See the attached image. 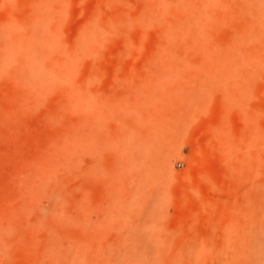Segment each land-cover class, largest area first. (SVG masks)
I'll return each mask as SVG.
<instances>
[{
    "label": "rangeland",
    "instance_id": "374dc122",
    "mask_svg": "<svg viewBox=\"0 0 264 264\" xmlns=\"http://www.w3.org/2000/svg\"><path fill=\"white\" fill-rule=\"evenodd\" d=\"M39 1L0 0V26L28 19ZM189 1L48 0L59 73L36 84L0 67L10 264H32L56 238L100 257L130 244L150 257L159 243L172 264H189L188 250L220 264L250 235L264 181V56L255 40L237 44L248 15L237 0L207 19L206 55L161 56L170 24L202 5ZM235 45L246 59L214 54Z\"/></svg>",
    "mask_w": 264,
    "mask_h": 264
},
{
    "label": "bare ground",
    "instance_id": "6f19581e",
    "mask_svg": "<svg viewBox=\"0 0 264 264\" xmlns=\"http://www.w3.org/2000/svg\"><path fill=\"white\" fill-rule=\"evenodd\" d=\"M201 1H202V5L200 6V8H196L197 12H195V14H193L192 16L190 14L189 16H187L186 19L182 18L177 22L171 23L169 29L166 27L168 29V34H169V35L167 34V36L170 38L167 39L164 43H162L161 45L162 49L160 51L161 56L171 55V56L185 57L188 55H192V52L194 54H201V55H206L208 53V47H207L208 25L206 24L207 23L206 21L211 17V15L215 12L216 9H218L219 7H223V5H225L228 2V0H201ZM237 1L240 4L241 8L244 10V13L246 15L248 14L245 17L246 20L244 21L246 25V29L244 30V32H242L243 37L239 41L240 44L239 43L237 44L239 46L240 45L242 46V44L243 43L245 44L247 41L250 42L254 40L257 41L258 50L260 51L258 58L262 59V57L264 56V32H263L264 31V0H237ZM191 7L193 8L194 6L191 5ZM226 15L227 14H225V16ZM49 18H50L49 2L48 0H41L39 2H36V4L33 7V11L31 12V16L28 19L25 18L23 21H19V20L10 21L0 26V67L1 66L3 67L7 64L8 66L9 65L16 66L19 72L27 80H34L36 84H39L41 81H45L50 76L58 74L60 70V66L58 65V63L52 61V59L49 57L50 55L49 50H50V46L52 45L51 44L52 40L48 29ZM166 28L164 27V30H166ZM239 46L237 45H235V47L229 46L223 49H219L215 47L216 49L213 48V51L215 55L227 56L233 59H235L236 57H245L246 59V57H248L247 47L244 46V48L243 47L239 48ZM134 112L136 113L137 111ZM134 122L133 123L136 127H140L141 125L143 126L144 119L142 113L137 112L135 114ZM146 125L148 126V124ZM73 147H80V145L78 146L77 144H73ZM73 147L66 149L68 153L70 152L73 153L74 155ZM259 183H261V181ZM134 188L135 191L134 190L132 191L136 192L137 188L136 187ZM260 189L261 191H258L260 194L258 197H259V201L261 202L257 201L258 202L257 205L259 204L260 206H257V208H255V211L251 213L252 215H250L251 221L253 223L252 232L250 233L249 236H247L248 234H244L243 240L240 242L241 244L240 245L238 244L239 246L237 247L235 245V248L233 247L234 249L232 248V246H231V250H229L230 249L229 246H227L229 248V249L227 248L228 250L223 249L221 253H223L225 257L223 258L222 256V259L220 261L223 262L220 264H264V181H262ZM127 191L125 192L127 193ZM133 195H136V193L132 194L130 197H133ZM136 196L135 198H137ZM124 204L126 205V203H122V205L125 207ZM132 204H130L129 207H126L127 208L126 212L128 214H130L129 213L131 212L130 210H133L131 209ZM135 207L136 206L134 205L133 208ZM120 209L121 210L119 211H123L121 207ZM138 211L139 212L136 211L135 213L131 212V214L137 215L136 213H138V215H141L140 209ZM123 215L126 216V214ZM129 216L130 215H128V218ZM5 232L6 231H4V233ZM4 233L3 230L0 231V264H10V258H9L10 251L8 249L9 248L8 245L10 246L11 243L9 244V239H8L9 236ZM58 239L56 238V240L53 241L50 240V243L48 239L47 240L48 244L45 243V245L42 247L41 250H39V252L36 251L38 254H36L34 257L35 261L33 259L31 260V263L32 264L34 263L35 264H172L170 259L171 257L168 256V254L158 246L159 243L154 244V250L152 251V254L149 255L150 257H147L148 253L144 252V250L136 249L134 244H130L129 247L123 249H116L113 246V248L111 249L109 248L110 250H108L107 253L105 252L106 254H104V251H102L103 254L100 257V250H92L91 247L86 243H81L80 241L79 242L73 241L72 243H70V241H68L66 245L65 242L62 243L61 241H58ZM197 251L188 250L187 258L189 264L202 263L201 261L203 260L200 259L201 253H199V251L197 253ZM198 254L200 255V257Z\"/></svg>",
    "mask_w": 264,
    "mask_h": 264
}]
</instances>
